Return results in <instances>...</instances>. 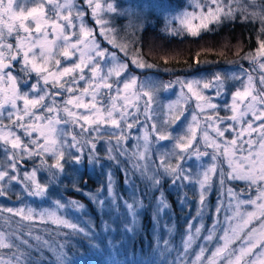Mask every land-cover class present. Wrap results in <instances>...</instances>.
<instances>
[{"label": "snow or ice", "instance_id": "1", "mask_svg": "<svg viewBox=\"0 0 264 264\" xmlns=\"http://www.w3.org/2000/svg\"><path fill=\"white\" fill-rule=\"evenodd\" d=\"M192 2L194 8L201 11L180 13L174 19L180 27L168 28L170 34L186 32L197 36L212 23L232 18L238 13L234 7L237 0ZM84 3L91 9L101 34L106 35L104 29L108 22L104 17L107 12L115 11L112 0H84ZM243 3L253 9L251 13L245 12L243 18L260 25L258 47L254 53L242 57L258 65L260 87L257 88L253 84V77L248 75L243 91H234L231 103L224 105L232 115L206 117L207 128L211 129L215 138L204 130L199 139L206 148L213 150L209 153L201 151L199 144L194 143L198 139L197 127L200 126L197 114H193L184 136L176 138L170 132L167 135L160 133L157 121L161 113L155 99L156 87L140 84L135 76L125 79L121 87V76L128 65L119 62L115 53L101 48L96 42L92 30L84 23L85 12L76 0H40L42 9H36L34 0H0V196L6 195L7 186L13 182L21 184L29 195L43 196L46 185L38 181L37 167L61 169L65 157L79 162L85 149L91 159L96 155L98 141L110 146L106 154L126 156L133 170L151 174L154 169H162L174 179L190 178L181 167L185 155L196 158L210 155L212 163L202 173L191 177L201 189V205L205 201L207 186L216 174L219 175L221 189L229 181H243L250 190L255 188L258 195L255 199L244 200L240 198L242 193L235 192L231 187L221 191L216 212L224 211L228 226L218 236L219 243L214 250L202 244L195 257L189 255L183 264H264V0H259L258 4L249 3L248 0H243ZM257 7L258 12L255 11ZM33 11L38 14L24 15ZM17 12L20 13L19 17ZM76 21H79V32ZM121 50L124 51V48L121 47ZM109 60L112 66H108ZM132 63L139 68L155 66L136 59ZM236 78L242 79L240 76ZM173 85H180L181 89L176 104L180 100L187 102L186 88L195 97L196 108L201 113L205 110L216 112L219 106L213 100L225 92V77L216 74L203 83L197 79L176 78L164 87ZM205 91H211L214 95H205ZM166 107L171 110L173 105ZM249 114L251 119H248ZM141 115L143 119H140ZM180 118V115L175 116L171 123L175 124ZM163 123L168 124L169 121L165 119ZM237 125L241 130L230 141H223L221 151V138L230 131L236 132ZM134 129L142 131V135L134 137L138 143L130 153L126 143L133 139ZM153 135L156 141L176 140L170 150L159 155L158 162L151 159ZM257 146L258 150L254 151ZM73 150L76 155H72ZM245 150L247 155L237 156V152L243 153ZM49 157L52 158L51 163ZM29 159H38L39 163L31 170L24 171L21 178L20 166ZM173 159L175 164L170 162ZM221 159L227 163V172L219 163ZM235 160L240 163L234 164ZM225 196L227 205L224 204ZM233 202L237 211L234 215H228ZM73 205L76 206L74 202ZM245 205L253 206L256 211L245 216L239 211ZM63 209L64 205L57 202L55 208L37 211L25 206L14 214L22 221H33L38 216L41 221L48 218L59 229L78 230L79 226L64 215ZM7 212L12 213L13 209L9 208ZM234 220L242 222L233 224ZM253 222L259 227H251ZM217 227L218 219L214 220L208 234L203 236L206 243L215 242ZM245 232L247 234L243 235ZM59 233H56L57 237ZM200 235L199 226L195 228V233L191 231L186 236L182 257L192 247L195 237ZM9 236H14L18 243H5V234L0 232V250H8L6 260L0 254V264H34L42 257H33V252L54 250L59 257L62 251V244L34 234L32 228L24 232L23 225ZM209 251L211 255H207Z\"/></svg>", "mask_w": 264, "mask_h": 264}, {"label": "rangeland", "instance_id": "2", "mask_svg": "<svg viewBox=\"0 0 264 264\" xmlns=\"http://www.w3.org/2000/svg\"><path fill=\"white\" fill-rule=\"evenodd\" d=\"M112 2L115 11L105 14L104 19L108 24L104 29L107 34L104 35L101 34V29L95 23L91 9L87 7L84 0H76L80 9L85 12L84 23L87 28L92 30L96 42L101 48L115 53L119 62L128 65L121 76V87L123 81L132 76H135L140 84H150L156 87L155 99L159 105L158 111L161 113L157 125L161 134L167 135L170 132V135L176 138L184 136L193 114H197L200 126L197 127L198 139L194 143L199 144L201 151L211 153L213 150L206 148L199 139L203 136L204 130H208L209 135L215 138V134L207 128L206 117H215L217 114L221 117L231 116V111L225 110L224 105L231 103V96L234 91H243L248 75L253 77V84L257 88L260 87L261 72L258 65L242 59L243 56L254 53L256 48L241 55L237 54L238 51L231 50L232 56L202 58L198 60L199 63H196L197 60H195L192 65L187 67H172L166 63L159 64L151 58L157 54V57H164V60L168 61L166 59L170 56H166L167 53L163 52V49L151 39L147 40L143 51H141L139 36L143 28L146 25H159L166 31L168 28H179V22L174 20L176 16L185 11L199 12L201 10L194 8L192 0H112ZM248 2L258 4L259 0H248ZM34 3L36 9H42L40 0H34ZM234 7L241 16H244L245 12L251 13L253 11L244 5L243 0H237ZM255 11L258 12L259 8L257 7ZM36 14H38L36 11L24 13V15ZM16 15L19 17L20 13L17 12ZM229 19L231 18H223L212 24ZM76 23L77 32H79V21ZM194 23H198V21ZM185 34L187 33L185 32ZM109 41H113V43H109ZM12 42L14 43V41ZM116 45H120V47ZM121 47L124 48V51L121 50ZM133 59L155 66L139 68L132 63ZM108 66H112L111 60H109ZM216 74L225 77V92L213 100L219 106L216 112L205 110L201 113L196 108L195 97L188 93L186 88L184 92L187 102L180 100L179 104H176L181 91L180 85L164 87L165 84L174 81L176 78L197 79L203 83ZM237 76L242 77V79H237ZM204 94L214 95L211 91H205ZM169 104L173 105L171 110L166 107ZM181 111L183 112L182 115ZM141 112H143V107H141ZM177 115H180L181 118L175 124L171 123ZM251 118V114H249L248 119ZM140 119H143V115ZM165 119L169 121L168 124L163 123ZM150 126L151 122H149V129ZM236 128V132L230 131L224 138H221V151L223 150V141H230L241 130L239 125ZM20 134L22 135V133ZM137 135H142V131L134 129L133 139L126 143L130 153L134 151V146L138 143L134 138ZM246 139L247 136L244 137V140ZM152 142L151 159L158 162L159 155L170 150L176 140L169 138L164 141H156L153 135ZM228 146L231 150V145ZM108 147L110 146L106 142L98 141L95 148L96 155L91 159H89L87 149H85L79 162H74L70 157H65L61 169L37 167L38 181L46 185V192L43 196L29 195L19 183L13 182L8 185L6 195L0 196V232L5 234V243H18L14 236H9V234L23 225L24 232L32 228L34 234L45 236L62 244L59 257L56 256L54 250L50 252L45 249L40 253L33 252V257L36 255L42 257L35 260L34 264H183L189 255L195 257L202 244L207 249L214 250L219 243L218 236L222 235L223 229L228 226L224 211L222 210L219 214L216 212L218 195L221 191H226L228 187H231L235 192L242 193L240 198L244 200L255 199L258 195L255 188L250 190L243 181H229L225 184V188L221 189L219 175L216 174L207 186L205 201L201 205L199 203L201 189L191 177L202 173L203 169L212 163L210 155L201 158L185 155L181 161V167L190 178L184 180L181 178L174 179L162 169H154L151 174L133 170L126 156L106 154ZM255 150H258V146ZM72 155H76L75 150L72 151ZM241 155H247V151L237 152V156ZM51 162L52 158L49 157V163ZM170 162L175 164L174 159ZM38 163V159L26 160L20 166L21 178L24 171L31 170ZM219 163L226 172L229 170L223 159ZM233 163L239 164L240 161L235 160ZM73 191L83 195L91 203L94 211L83 200L66 194V192ZM169 196L175 201V208H171ZM57 202L64 205V215L79 226L78 230H66L72 232L74 236H78L80 244L67 238L48 218L41 221L37 216L34 217L33 221H22L19 216L14 214L17 209L25 206H31L37 211L55 208ZM73 202L76 206L73 205ZM227 203L228 199L225 196L224 204L227 205ZM128 205L131 207L129 208ZM233 205L228 215H234L237 211L235 202ZM9 208L13 209L12 213L7 212ZM239 211L246 216L247 213L256 211V209L251 205H245ZM147 218L149 219L148 237L144 239L141 246L136 247L134 243L138 236L143 234L144 221ZM216 219L219 221V227L216 228L215 242L206 243L203 236L208 234L209 228ZM238 222L242 221L234 220L233 224ZM199 226L201 227V235L195 237L192 247L182 257L186 236L191 231L195 233V228ZM251 227H259V225L253 222ZM58 231L60 233L57 237ZM246 234V232L243 233V235ZM70 246L73 247V251L68 249ZM0 252L6 260L8 250L3 249ZM207 255H211V252L209 251Z\"/></svg>", "mask_w": 264, "mask_h": 264}, {"label": "trees", "instance_id": "3", "mask_svg": "<svg viewBox=\"0 0 264 264\" xmlns=\"http://www.w3.org/2000/svg\"><path fill=\"white\" fill-rule=\"evenodd\" d=\"M259 27L260 25L258 22L244 19L243 16L239 14L227 21L212 24L208 30L202 31L197 36H191L185 33L170 34L159 25H146L139 36V47L141 51H143L145 43L148 39H151L163 49V52L167 53L166 56H170L166 59L168 61H165L164 57H157V54L151 59L156 60L159 64L166 63L172 67H187L192 65L195 60H200L202 58L232 56V54H230L231 50L238 51V53H236L241 55L248 50L257 48ZM66 194L83 200L89 205L90 209L94 211L91 203L87 201L83 195L74 191L66 192ZM169 203L171 208L176 207L175 201L171 196H169ZM144 222V232L138 236V239H136L134 243L136 247L141 246L144 239L148 237L147 228L149 219L147 218ZM49 227L52 228V226ZM60 231H62L67 238L80 244V238L76 235L74 236L69 230L60 229ZM68 249L73 251L72 246Z\"/></svg>", "mask_w": 264, "mask_h": 264}]
</instances>
